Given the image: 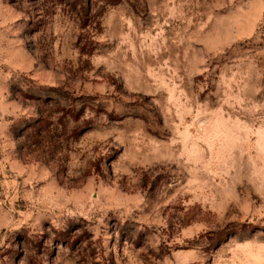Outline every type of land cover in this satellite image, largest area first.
Here are the masks:
<instances>
[{
    "label": "rangeland",
    "instance_id": "rangeland-1",
    "mask_svg": "<svg viewBox=\"0 0 264 264\" xmlns=\"http://www.w3.org/2000/svg\"><path fill=\"white\" fill-rule=\"evenodd\" d=\"M0 264H264V0H0Z\"/></svg>",
    "mask_w": 264,
    "mask_h": 264
}]
</instances>
